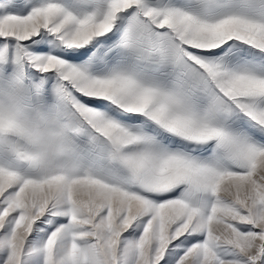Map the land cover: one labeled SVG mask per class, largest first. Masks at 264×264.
<instances>
[{
	"label": "snow or ice",
	"instance_id": "1",
	"mask_svg": "<svg viewBox=\"0 0 264 264\" xmlns=\"http://www.w3.org/2000/svg\"><path fill=\"white\" fill-rule=\"evenodd\" d=\"M0 264H264V0H0Z\"/></svg>",
	"mask_w": 264,
	"mask_h": 264
}]
</instances>
